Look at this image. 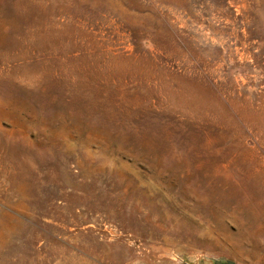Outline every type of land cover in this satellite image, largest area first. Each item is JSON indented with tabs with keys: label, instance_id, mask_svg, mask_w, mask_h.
<instances>
[{
	"label": "rangeland",
	"instance_id": "374dc122",
	"mask_svg": "<svg viewBox=\"0 0 264 264\" xmlns=\"http://www.w3.org/2000/svg\"><path fill=\"white\" fill-rule=\"evenodd\" d=\"M264 264V0H0V264Z\"/></svg>",
	"mask_w": 264,
	"mask_h": 264
},
{
	"label": "water",
	"instance_id": "95a60500",
	"mask_svg": "<svg viewBox=\"0 0 264 264\" xmlns=\"http://www.w3.org/2000/svg\"><path fill=\"white\" fill-rule=\"evenodd\" d=\"M218 264H222V263H218Z\"/></svg>",
	"mask_w": 264,
	"mask_h": 264
}]
</instances>
